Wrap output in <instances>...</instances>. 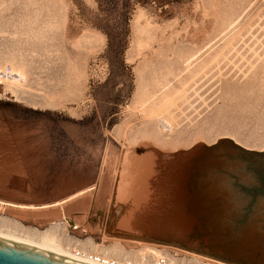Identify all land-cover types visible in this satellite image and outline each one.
I'll list each match as a JSON object with an SVG mask.
<instances>
[{
  "label": "rangeland",
  "instance_id": "374dc122",
  "mask_svg": "<svg viewBox=\"0 0 264 264\" xmlns=\"http://www.w3.org/2000/svg\"><path fill=\"white\" fill-rule=\"evenodd\" d=\"M8 67L0 202L79 196L2 224L264 264V0H0Z\"/></svg>",
  "mask_w": 264,
  "mask_h": 264
},
{
  "label": "bare ground",
  "instance_id": "6f19581e",
  "mask_svg": "<svg viewBox=\"0 0 264 264\" xmlns=\"http://www.w3.org/2000/svg\"><path fill=\"white\" fill-rule=\"evenodd\" d=\"M25 80L26 78L24 72L17 70L14 67H8L5 69L0 68V86H4L6 84L8 88L10 87L11 89H14V87L17 88L23 86ZM6 85L4 87H6ZM78 196L79 194L69 197L62 202L42 207L18 205L7 202H0V207H8L22 211H40L51 208L55 209L77 198ZM63 219L65 220V218ZM1 222L2 220L0 219V238L42 249L87 264H148V258L154 259V264H161L163 261L159 252L147 247H142L141 250L129 251L120 243L116 242L114 245L109 247L95 245L91 239L82 242L78 239L70 237L69 234L61 227V224L58 223L52 224L49 229L44 232L42 231V233L38 232L36 234H25L18 230L19 227L16 228L17 226H9L2 224ZM5 222L8 224V221ZM78 228L80 227L77 226V229ZM169 264H176V262L169 259Z\"/></svg>",
  "mask_w": 264,
  "mask_h": 264
},
{
  "label": "water",
  "instance_id": "95a60500",
  "mask_svg": "<svg viewBox=\"0 0 264 264\" xmlns=\"http://www.w3.org/2000/svg\"><path fill=\"white\" fill-rule=\"evenodd\" d=\"M0 264H87L42 249L0 238Z\"/></svg>",
  "mask_w": 264,
  "mask_h": 264
},
{
  "label": "built area",
  "instance_id": "2783aa9c",
  "mask_svg": "<svg viewBox=\"0 0 264 264\" xmlns=\"http://www.w3.org/2000/svg\"><path fill=\"white\" fill-rule=\"evenodd\" d=\"M78 230H79V229H77V226H73V227H72V231H78ZM161 264H165V262L162 261Z\"/></svg>",
  "mask_w": 264,
  "mask_h": 264
}]
</instances>
